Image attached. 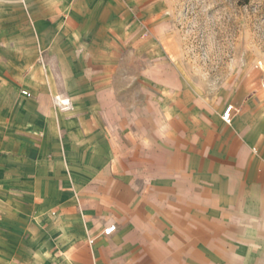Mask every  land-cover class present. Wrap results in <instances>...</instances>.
Here are the masks:
<instances>
[{"label":"crops","instance_id":"1","mask_svg":"<svg viewBox=\"0 0 264 264\" xmlns=\"http://www.w3.org/2000/svg\"><path fill=\"white\" fill-rule=\"evenodd\" d=\"M78 1L26 3L31 2L27 9L31 14L38 11L33 5L40 3L43 13L71 15L72 25H64L59 36H71L75 43L82 24ZM112 8L104 3L94 14L104 19ZM32 23L27 21L29 36L35 27ZM4 25L0 21V37ZM38 32L52 33L44 25ZM32 47L26 48L28 55ZM110 57L112 52L106 50L97 54L94 64L100 72L90 83H112L107 74ZM68 61L76 67L75 60ZM26 65L34 67L29 59ZM57 66L63 69L62 84L76 83L75 76H64L69 74L65 61ZM36 73L31 70L25 76L35 92L50 83ZM15 89L16 84L0 78V99L11 90L15 95ZM107 90L96 93L97 99L102 95L110 99ZM22 95L31 99L28 91ZM55 99L67 103L57 94ZM157 104L141 113L136 110L151 115L153 123L137 120V141L128 151L115 147L110 127L113 108L90 100L88 106L73 109L79 118L72 137L44 140L41 147L54 150H42L41 159L24 162L25 170L0 171V198L6 201L0 203V228L15 224L23 233L9 239L0 236V244H46L55 249L33 252L26 246L0 251V264L33 259L56 260L53 264H264V141L257 154L252 153L255 135L240 138V128L227 127L233 122L232 112L229 124L221 115L225 125L210 129L202 117L178 113L180 105L160 108ZM41 111L50 114V109ZM117 112L122 118L128 115L126 110ZM118 122L119 131H125L128 121ZM41 127L53 131L49 123ZM126 141L128 147L132 143L121 141V150ZM2 208L7 215H1ZM111 224L114 231L103 235V228Z\"/></svg>","mask_w":264,"mask_h":264},{"label":"rangeland","instance_id":"2","mask_svg":"<svg viewBox=\"0 0 264 264\" xmlns=\"http://www.w3.org/2000/svg\"><path fill=\"white\" fill-rule=\"evenodd\" d=\"M104 3L113 7L112 12L99 19L94 10ZM75 4L82 24L73 43L71 36H59L64 25L73 23L67 12L46 14L37 3L33 6L38 11L31 14L27 11L31 2L0 0V21L5 23L0 37V78L16 84L15 95L11 90L0 99V171L25 170L24 162L41 159L42 150H54L42 148L44 140L72 137L79 118L73 109L88 106L90 100L113 108L111 135L119 152L132 149L137 141V120L153 123L151 115H139L136 110L152 109L157 101L160 108L180 105L178 113L202 117L210 129L224 124L222 112L231 105L233 122L227 127L240 128V138L255 135L251 150L257 154L264 141V0H79ZM27 21L35 26L30 36L25 33ZM43 25L52 33L37 34ZM31 45L34 50L28 55L26 48ZM101 50L112 52L107 73L112 83L107 85L90 83L100 72L94 62ZM67 58L75 60L76 67ZM28 59L34 67L26 65ZM58 60L69 65L65 68L69 74L64 76H75L76 83L62 84ZM31 70L39 78L48 77L50 83L44 89L38 86L37 92L29 88L25 76ZM105 88L111 98L97 99L96 93ZM22 91L30 92L31 99L24 98ZM56 94L67 103L56 101ZM41 109H50V114L41 115ZM117 109L128 115L122 118ZM119 119L128 121L125 131H119ZM43 122L51 124L53 131L43 129ZM9 128L16 130L9 132ZM125 139L132 143L128 147L126 141L127 147L121 150ZM0 203L6 204L4 197ZM3 211L1 215H7ZM17 234L23 235L15 224L0 228V236L6 239ZM26 246L33 252L55 250L52 245L13 242L0 244V251Z\"/></svg>","mask_w":264,"mask_h":264},{"label":"built area","instance_id":"3","mask_svg":"<svg viewBox=\"0 0 264 264\" xmlns=\"http://www.w3.org/2000/svg\"><path fill=\"white\" fill-rule=\"evenodd\" d=\"M25 94L29 95L27 92ZM231 112H232V106L231 105L227 106L224 109V111L222 113V120L225 123L229 124L231 122V120H232ZM114 229H115V225L114 224L108 225L105 228H103L102 234L103 235H109V234H111L114 231Z\"/></svg>","mask_w":264,"mask_h":264}]
</instances>
